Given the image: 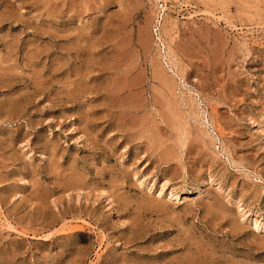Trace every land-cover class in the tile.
<instances>
[{
  "label": "rangeland",
  "instance_id": "374dc122",
  "mask_svg": "<svg viewBox=\"0 0 264 264\" xmlns=\"http://www.w3.org/2000/svg\"><path fill=\"white\" fill-rule=\"evenodd\" d=\"M0 264H264V0H0Z\"/></svg>",
  "mask_w": 264,
  "mask_h": 264
},
{
  "label": "bare ground",
  "instance_id": "6f19581e",
  "mask_svg": "<svg viewBox=\"0 0 264 264\" xmlns=\"http://www.w3.org/2000/svg\"><path fill=\"white\" fill-rule=\"evenodd\" d=\"M87 1H88V0H87ZM239 28H240V27H239ZM214 38H215V37H214ZM158 39H159V38H158ZM160 71H161V70H160ZM38 80H39V79H38ZM44 81H45V80H44ZM77 84H78V83H77ZM136 84H138V83H136ZM156 142H157V140H156ZM158 142H159V141H158ZM166 157H167V156H166ZM156 202H157V201H156ZM158 203H159V202H158ZM158 203H157V204H158ZM154 204H155V203H154ZM154 206H155V205H154ZM159 207H160V205H159ZM63 218H64V217H63ZM56 220H57V218H56ZM56 220H55V221H56ZM58 220H59V219H58ZM65 220H66V219H65ZM53 221H54V220L51 219L50 224L54 225V222H55V221H54V222H53ZM56 222H57V221H56ZM58 222H59V221H58ZM58 222H57V223H58ZM52 227H53V226H52ZM13 229H15V228H13ZM15 230H16V229H15ZM73 233H74V232H73Z\"/></svg>",
  "mask_w": 264,
  "mask_h": 264
}]
</instances>
